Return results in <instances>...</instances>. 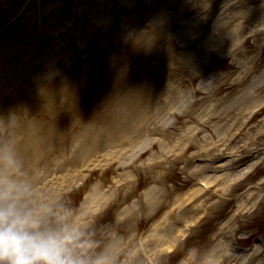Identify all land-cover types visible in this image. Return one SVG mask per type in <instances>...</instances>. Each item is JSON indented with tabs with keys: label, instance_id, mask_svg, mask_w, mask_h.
Here are the masks:
<instances>
[{
	"label": "rangeland",
	"instance_id": "obj_1",
	"mask_svg": "<svg viewBox=\"0 0 264 264\" xmlns=\"http://www.w3.org/2000/svg\"><path fill=\"white\" fill-rule=\"evenodd\" d=\"M263 4L0 0V146L16 158L0 161V178L28 186L21 203L43 227L80 225L90 262L112 250V264H148L154 237L138 257L130 243L176 221L178 251L159 245L157 264H241L210 251L231 226L254 252L246 237L264 236ZM187 79L198 90L189 101ZM95 188L111 202L85 209ZM255 254L246 264H264Z\"/></svg>",
	"mask_w": 264,
	"mask_h": 264
},
{
	"label": "clouds",
	"instance_id": "obj_2",
	"mask_svg": "<svg viewBox=\"0 0 264 264\" xmlns=\"http://www.w3.org/2000/svg\"><path fill=\"white\" fill-rule=\"evenodd\" d=\"M0 161L9 168L16 163L14 152L0 146ZM28 190L12 175L0 178V264H112L100 254L90 262L78 248V232L68 225L43 227L41 220L21 201Z\"/></svg>",
	"mask_w": 264,
	"mask_h": 264
},
{
	"label": "bare ground",
	"instance_id": "obj_3",
	"mask_svg": "<svg viewBox=\"0 0 264 264\" xmlns=\"http://www.w3.org/2000/svg\"><path fill=\"white\" fill-rule=\"evenodd\" d=\"M264 5V4H263ZM263 10H264V6H263ZM233 18V17H232ZM226 21H224L223 23H225ZM225 25H228V22L225 24ZM230 36H232V35H230ZM233 37V36H232ZM180 97H181V95H180ZM250 109V108H249ZM161 112V110L160 109H157V108H155V110H154V114L155 115H158L159 113ZM140 121H144V119L143 118H141L140 119ZM137 120H136V122L133 124V127L131 128V131L129 132V135H128V138L131 136V133L132 134H134L136 131H137V129H136V125H137ZM141 127V126H140ZM139 126H138V128H140ZM110 137H113V136H111L110 135ZM111 140V139H110ZM89 150H87V152H88ZM115 153V149L113 150V151H111L107 156H109V155H112V154H114ZM231 163H227L224 167H226V166H229ZM251 166H252V164H250L248 167H246L245 168V170L246 169H249V168H251ZM5 167L6 168H9L8 167V165L6 164V162H5ZM197 172V171H196ZM227 176H229V175H220V176H218L219 178H227ZM218 177H217V179H213V180H219L218 179ZM207 180H210V177L209 178H206ZM230 179V178H229ZM97 188V187H96ZM95 188V193L93 194V195H89V196H87L86 197V199H85V201H84V203H83V206L85 207V209H88L89 208V206H90V204H96V203H98V204H100L103 200H104V195H103V193H101V191H100V189L98 188V190ZM193 192H194V190L193 191H191L190 193H189V196H191L192 194H193ZM90 200V201H89ZM147 200H148V203H147V206H148V208H149V210H152L153 209V206L154 205H156V204H154V201H155V194H154V191H153V189H149V190H147ZM252 206V205H251ZM155 207V206H154ZM125 213H128V210H126L125 211ZM178 218V220H180V216H178L177 217ZM176 221L174 222V223H172L171 225H169V224H167V223H164V224H161V231H160V233H159V235L157 234V233H155V232H153L152 233V235L150 236V237H145V239H146V241L147 242H149V238H152V236L154 237V238H152L151 240H150V242H151V245H152V243H153V249H151V251H156V249H157V247L159 246V245H163V246H166V247H170V245H171V243H172V241H170V238H172L174 235H175V233H176V231H177V233H179V231L177 230L178 228L176 227L177 225H176ZM74 224H72V226H73ZM78 227V224L77 225H75L74 226V228L76 229ZM154 230H157V228L155 227L154 228ZM156 239V240H155ZM154 241V242H153ZM262 247H260V248H258V253L259 252H261L262 251V249H261ZM111 251L112 250H110V254H109V256L111 255ZM222 251H228V248H227V244L222 240V239H220L217 243H216V245L215 246H213V248H212V250L210 251V257L211 256H214V258L213 259H220L221 257H222ZM111 257V256H110ZM133 258H134V256H133ZM216 260H214V261H216ZM133 263V262H132ZM241 264H246L244 261L241 263Z\"/></svg>",
	"mask_w": 264,
	"mask_h": 264
}]
</instances>
